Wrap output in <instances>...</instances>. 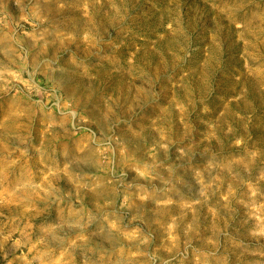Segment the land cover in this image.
Wrapping results in <instances>:
<instances>
[{"label":"rangeland","instance_id":"obj_1","mask_svg":"<svg viewBox=\"0 0 264 264\" xmlns=\"http://www.w3.org/2000/svg\"><path fill=\"white\" fill-rule=\"evenodd\" d=\"M0 173V264H264V0H0Z\"/></svg>","mask_w":264,"mask_h":264},{"label":"crops","instance_id":"obj_2","mask_svg":"<svg viewBox=\"0 0 264 264\" xmlns=\"http://www.w3.org/2000/svg\"><path fill=\"white\" fill-rule=\"evenodd\" d=\"M6 172L8 173L9 170H6ZM6 172L2 173V174H5L6 175ZM1 174V173H0ZM5 185V184H4ZM4 187V186H3ZM15 190L16 189H13V188H9L8 185L6 186V188H3V191H6V192H9L10 193V196H9V199L10 200H13L14 196H13V193H15ZM50 196L48 197L49 198V201H51V205L50 207H52L51 209L53 210V206H54V190H51L50 192ZM23 200L22 198L19 199V201ZM25 216V215H24Z\"/></svg>","mask_w":264,"mask_h":264}]
</instances>
